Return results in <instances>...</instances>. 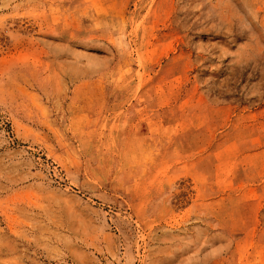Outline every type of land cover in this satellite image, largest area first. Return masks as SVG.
<instances>
[{
    "label": "rangeland",
    "instance_id": "1",
    "mask_svg": "<svg viewBox=\"0 0 264 264\" xmlns=\"http://www.w3.org/2000/svg\"><path fill=\"white\" fill-rule=\"evenodd\" d=\"M0 264H264V0H0Z\"/></svg>",
    "mask_w": 264,
    "mask_h": 264
},
{
    "label": "bare ground",
    "instance_id": "2",
    "mask_svg": "<svg viewBox=\"0 0 264 264\" xmlns=\"http://www.w3.org/2000/svg\"><path fill=\"white\" fill-rule=\"evenodd\" d=\"M88 59V63L89 65L91 64V66H98L100 63L97 61V59H95L92 56H87Z\"/></svg>",
    "mask_w": 264,
    "mask_h": 264
}]
</instances>
